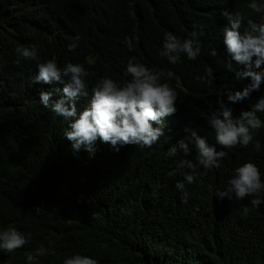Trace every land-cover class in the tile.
I'll list each match as a JSON object with an SVG mask.
<instances>
[{
    "label": "trees",
    "instance_id": "16d2710c",
    "mask_svg": "<svg viewBox=\"0 0 264 264\" xmlns=\"http://www.w3.org/2000/svg\"><path fill=\"white\" fill-rule=\"evenodd\" d=\"M248 2L0 0V230L14 227L32 234L31 243L11 256L0 253V264H26V256L49 240L55 241V255L41 257V264H63L75 253L99 264H264V204L253 207L254 197H215L245 163H255L264 179V129L253 134L260 152L252 145L223 149L228 156L221 166L201 168L205 174H197L193 183L184 180L189 170L179 165L195 160L197 153L193 148L185 156L177 143L185 127H194L216 145L207 124L213 111L203 100L245 82L227 70L222 32L229 21L221 13H241L261 23L264 14L252 13ZM193 24L204 31L196 61L182 57L172 65L159 56L166 33L186 38ZM77 35L79 46L69 51ZM125 37L134 40L131 52L122 42ZM32 45L39 48L40 62L55 57L61 67L82 63L95 73L88 79L89 98L77 105L80 110L97 79H128L124 70L135 56L149 68L173 73L164 80L187 114L173 125L170 137L151 148L128 145L117 153L98 141L94 158L84 150L76 155L63 138L68 122L39 103L40 91L63 86L34 84L37 62L20 57L18 49ZM209 68L217 84L198 79ZM223 102L213 105L220 109ZM240 113L234 111V118ZM259 117L264 120V113ZM182 181L184 190H177Z\"/></svg>",
    "mask_w": 264,
    "mask_h": 264
},
{
    "label": "clouds",
    "instance_id": "9594fccd",
    "mask_svg": "<svg viewBox=\"0 0 264 264\" xmlns=\"http://www.w3.org/2000/svg\"><path fill=\"white\" fill-rule=\"evenodd\" d=\"M246 7L252 13L264 14V0H249ZM221 15L229 21L222 32L228 57L227 70L234 74L237 81L245 82L237 90L223 91V94L221 91L203 100L210 104V112L213 111L207 118V124L214 130L216 145L222 146V150L209 144L196 128L185 127L186 135L177 142L178 149L185 156L191 155L193 148L197 153L195 160L185 159L179 165L189 170L184 174V180L188 183H193L197 174H205L199 171L201 168H219L228 156L223 149L247 148L249 145L256 152L262 149L253 134L264 129V120L259 117L264 113V20L259 19L262 22L257 23L241 13L232 14L227 10ZM192 27L186 38L172 32L166 33L162 47L158 49L159 56L172 65L180 63L182 57L196 61L202 53L204 31L198 24ZM81 38L77 35L68 50L75 51ZM122 42L130 52L134 50L132 37H125ZM18 52L23 60L37 62V73L32 81L34 84L63 86L40 91L39 103L68 122L63 138L70 142L76 155L84 150L89 158H94L98 141L108 144L117 153L128 145L151 148L161 137H170L173 125L187 114V109L181 110L176 105V90L164 80L165 75L171 79L173 73L165 74L159 69L149 68L135 56L128 59L124 70V76L128 79L122 82L108 76L97 79L91 88L90 99L80 110L77 105L82 98H89L88 79L94 77L95 73L88 71L82 63L68 62L61 67L55 57L40 62L39 48L35 45L22 47ZM211 55L216 56L217 51L213 49ZM198 79L217 84L211 68ZM224 99L226 102L220 109L213 105ZM237 105H241V108ZM234 111L241 112L238 118H234ZM176 152V147L170 150L172 155ZM175 187L183 191L185 184L183 181L177 182ZM262 195L264 179L260 169L252 162L236 168L235 174L228 180V186L215 193L220 201L225 198L243 201L246 197H254L251 205L257 208L264 204V199L260 198ZM39 211L40 208H37L36 212ZM31 240L30 232L24 233L14 227L4 228L0 230V253L11 256L17 249L29 245ZM54 244L55 241L49 240L47 247L42 245L35 249L34 253L26 256V264H41V257L55 255ZM63 264H99V261L89 255L75 253L65 258Z\"/></svg>",
    "mask_w": 264,
    "mask_h": 264
}]
</instances>
